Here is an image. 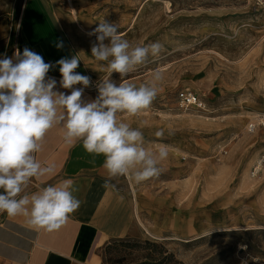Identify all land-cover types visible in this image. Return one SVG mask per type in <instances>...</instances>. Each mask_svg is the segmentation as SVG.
<instances>
[{
  "label": "rangeland",
  "instance_id": "rangeland-1",
  "mask_svg": "<svg viewBox=\"0 0 264 264\" xmlns=\"http://www.w3.org/2000/svg\"><path fill=\"white\" fill-rule=\"evenodd\" d=\"M102 20L133 46L163 45L158 58L110 79L139 87L160 75L150 107L119 119L169 155L142 183L114 178L129 218L124 235L102 248L101 264L264 260V163L256 165L264 129L247 131L264 115V13L251 0H0V59L25 47L45 63L76 55L75 71L90 77L85 89L97 97L108 62L91 56L96 37L87 33ZM48 74L62 79L58 65ZM181 91L204 109L181 108Z\"/></svg>",
  "mask_w": 264,
  "mask_h": 264
},
{
  "label": "clouds",
  "instance_id": "clouds-1",
  "mask_svg": "<svg viewBox=\"0 0 264 264\" xmlns=\"http://www.w3.org/2000/svg\"><path fill=\"white\" fill-rule=\"evenodd\" d=\"M87 35L96 37L91 56L97 62H108V76L96 85L98 96L87 103L81 98L91 81L75 71L81 62L76 55L55 64L45 63L40 54L25 47L22 54L17 49L11 58L5 55L0 59V213L9 218L23 216L27 226L35 230H59L81 203L73 195L71 179L21 195L33 178L41 180L54 174V165L42 164L37 158L53 127L63 129L66 143L82 142L87 153L102 155V167L109 180L126 177L142 183L160 174V165L169 155L165 145L146 147L140 128L119 119L120 114L136 116L150 107L158 94L156 82L160 75L139 87L127 81L116 84L110 79L113 73L127 76L149 55L158 58L163 45L154 42L133 46L122 38L114 23L106 20ZM56 47L63 45L57 43ZM57 65L62 77L59 84L71 90L70 94L54 90V78L46 80L50 69ZM78 84L83 88L74 87ZM163 134V130L155 133L157 137ZM240 247L246 249V245ZM253 262L261 264L259 258Z\"/></svg>",
  "mask_w": 264,
  "mask_h": 264
},
{
  "label": "crops",
  "instance_id": "crops-1",
  "mask_svg": "<svg viewBox=\"0 0 264 264\" xmlns=\"http://www.w3.org/2000/svg\"><path fill=\"white\" fill-rule=\"evenodd\" d=\"M61 58L58 55L54 60ZM49 77L57 81L54 90L70 94L71 90L60 86L61 79L47 74L46 80ZM95 98L84 88L83 102ZM37 158L42 164L54 165V174L41 180L33 178L21 195L71 179L80 206L59 230L51 233L28 227L23 216L9 218L0 213V264H101L102 248L124 235L129 218L123 193L102 167L104 157L87 153L82 142L66 143L63 129L55 126L46 134Z\"/></svg>",
  "mask_w": 264,
  "mask_h": 264
},
{
  "label": "built area",
  "instance_id": "built-area-1",
  "mask_svg": "<svg viewBox=\"0 0 264 264\" xmlns=\"http://www.w3.org/2000/svg\"><path fill=\"white\" fill-rule=\"evenodd\" d=\"M251 1L253 2L254 6L258 10H261L264 13V0H251ZM177 99L179 102V106L185 110L190 109V108H195L198 110L204 109V105L200 101V99L190 91L179 92ZM258 128L264 129V115L257 116L255 120L248 125L247 131L249 133H253ZM262 158H264V152L261 155V162L264 163V159ZM253 260L254 258L251 260L245 259L242 261L241 264H254ZM259 260L261 261V264H264V260H261V259Z\"/></svg>",
  "mask_w": 264,
  "mask_h": 264
},
{
  "label": "bare ground",
  "instance_id": "bare-ground-1",
  "mask_svg": "<svg viewBox=\"0 0 264 264\" xmlns=\"http://www.w3.org/2000/svg\"><path fill=\"white\" fill-rule=\"evenodd\" d=\"M256 165H257V169H262V162H261V159H258V160H257Z\"/></svg>",
  "mask_w": 264,
  "mask_h": 264
}]
</instances>
